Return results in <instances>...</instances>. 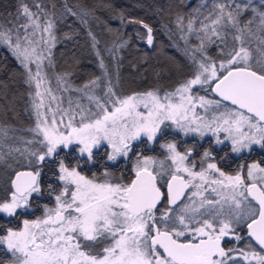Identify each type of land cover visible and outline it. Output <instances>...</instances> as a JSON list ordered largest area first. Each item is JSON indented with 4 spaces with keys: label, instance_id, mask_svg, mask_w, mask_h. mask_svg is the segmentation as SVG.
I'll return each instance as SVG.
<instances>
[{
    "label": "snow or ice",
    "instance_id": "obj_1",
    "mask_svg": "<svg viewBox=\"0 0 264 264\" xmlns=\"http://www.w3.org/2000/svg\"><path fill=\"white\" fill-rule=\"evenodd\" d=\"M151 7L173 17L191 65L163 93L118 94L117 55L132 37L106 49L117 67L113 85L91 29L102 74L77 86L73 73H54L51 87L48 70L55 69L60 42L55 30L69 17L87 27L90 20L102 22L98 11H108L120 23L118 33L134 26L135 39L156 52L153 26L111 0L71 6L16 0L7 23L0 21V46L23 69L25 111L33 119L23 130L28 137L10 135L20 130L0 124V166L14 174L0 194L5 264H264V166L253 162L246 175L243 165L226 174L217 161L226 141L237 155L257 149L264 155V0H213L210 8L204 3L190 12L191 0ZM76 34L65 32L63 39ZM193 35L198 44L190 47ZM176 68L182 70L179 62ZM2 87L7 101L8 86ZM64 93L78 95H69L65 106ZM7 104L0 109L14 112L13 102ZM170 130L193 138L183 148L187 142L176 139L160 144L170 164L137 151ZM8 140L19 146L5 148ZM124 162L134 174L129 182L114 176Z\"/></svg>",
    "mask_w": 264,
    "mask_h": 264
},
{
    "label": "trees",
    "instance_id": "obj_2",
    "mask_svg": "<svg viewBox=\"0 0 264 264\" xmlns=\"http://www.w3.org/2000/svg\"><path fill=\"white\" fill-rule=\"evenodd\" d=\"M28 2L31 4V0H28ZM56 2L59 5L63 0H56ZM67 2L70 6L84 3L92 5L96 0H67ZM168 2L178 4L180 0H111V3L118 8L130 9L129 15L142 17L153 26L156 52L149 49L145 43L135 39L134 26L129 25L124 30L123 35L118 33L116 29L120 28V23L118 20L111 18L108 11H98L97 14L101 17L102 22L90 20L87 27L82 26L73 17H69L66 22L58 23L55 31L58 38H60V42L53 49L55 69L54 71L50 70L51 73L55 76L54 73L71 72L73 75L70 79L77 86L82 85L83 82L94 76L102 74L98 67L99 61L96 50L91 47V41L87 35L88 29H91L99 38L98 50L108 66L113 85H117V67L106 49L113 47L114 42L120 43L121 40L128 39L129 36L132 37L130 40L131 46L120 49L117 55L119 82L118 86L115 87V91L118 94L129 95L133 92H143L153 88H160L161 93H163V91L174 89L178 81L189 74L191 65L183 54L185 41L180 38V33L172 24L173 17L164 13L157 15L154 8L151 7L154 4ZM256 2L258 3L259 0H256ZM15 3L16 0H0V14H2L0 15V21L7 23V20L10 19L7 13L15 12ZM204 3L208 4L210 8L213 0H191V7L185 9V11L190 12L193 7ZM135 4L148 7H133ZM109 27L112 31H108ZM70 31L78 34L74 35L71 40L63 39V34ZM118 36L120 39H117ZM196 44H198V41L195 36L189 37V46L194 47ZM161 51L167 55L160 54ZM210 52L215 54V49H210ZM145 53L148 54L147 59H145ZM73 54L75 59H72ZM176 62L180 63L182 70H177ZM134 64L136 65L135 68H133ZM157 72H160L159 76ZM23 81V69L20 68L7 47L0 46V91H3V84H7V101L13 102L15 108L14 112L7 111L6 113L5 109H0V124L11 125L13 128L20 130L15 134L10 132V135L28 137L30 133L23 130L33 124V119L29 112L25 111L29 103V88ZM7 101L0 98V104L5 105V108L8 106ZM9 141L11 143L5 142V148L13 144L19 146V141ZM12 173L11 170L9 173L3 174L0 168V194H2L5 181L9 180ZM44 179L47 180L48 176L45 175ZM3 258H6L5 253L0 251V264H2Z\"/></svg>",
    "mask_w": 264,
    "mask_h": 264
},
{
    "label": "flooded vegetation",
    "instance_id": "obj_3",
    "mask_svg": "<svg viewBox=\"0 0 264 264\" xmlns=\"http://www.w3.org/2000/svg\"><path fill=\"white\" fill-rule=\"evenodd\" d=\"M201 95H204L205 93L201 92ZM212 98L219 99L218 97H215L214 94H210ZM201 114L203 115V110H199ZM221 137H223V133L220 134ZM173 139L179 140V141H186L187 144H182L181 148L190 145L192 142V137H185L180 133L172 132L171 130L168 132V134L162 138H158V142L152 144L151 146H148L147 144L141 145L140 148L137 149V151L143 152L145 155L153 156L157 160H165V163L170 164V161H167L165 150L160 147V144L165 143L167 141H171ZM210 139V137L208 138ZM205 147H207V143L204 144ZM224 150L220 151L219 148H217V161H218V167H220L223 171H225L226 174H235L237 170L240 169V166L243 165V172L246 175L247 172V165L251 164L253 162L261 163L262 166H264V155H261L259 149L256 151H253L251 153L245 151L240 155H237L235 153L231 152V145L229 142H225V145L220 146ZM202 151V150H201ZM220 157H226L225 159L221 160ZM197 164H199V160L197 159ZM103 170L101 169V172ZM114 176L118 179H121L123 182H129L131 178H133L134 174L132 173L131 163L130 162H124L121 163L120 166L116 169H113ZM44 179V177H43ZM45 180V179H44ZM207 195H214L211 193H206ZM255 202L253 201V204ZM42 214V209H37L36 214L40 215ZM32 218L34 217H27ZM3 221L0 220V224H2ZM13 225L20 224V221H13ZM245 233L247 229H244Z\"/></svg>",
    "mask_w": 264,
    "mask_h": 264
},
{
    "label": "rangeland",
    "instance_id": "obj_4",
    "mask_svg": "<svg viewBox=\"0 0 264 264\" xmlns=\"http://www.w3.org/2000/svg\"><path fill=\"white\" fill-rule=\"evenodd\" d=\"M48 74L51 77V87L55 89L56 88L55 76H53V74L51 73L50 70H48ZM32 91H34V88L32 89ZM63 95L65 96V106H67V97L70 95V96H72L75 99L78 94H76V93H64ZM82 102L87 104L86 100H83ZM8 142H10V141L8 140ZM15 166H18V165L13 164V167H15ZM0 168H1L2 172H3V174L9 173L12 170V169L6 168L5 166H0ZM5 261H6V258H3L1 263L5 264Z\"/></svg>",
    "mask_w": 264,
    "mask_h": 264
},
{
    "label": "water",
    "instance_id": "obj_5",
    "mask_svg": "<svg viewBox=\"0 0 264 264\" xmlns=\"http://www.w3.org/2000/svg\"><path fill=\"white\" fill-rule=\"evenodd\" d=\"M14 174L12 173L11 176H13ZM9 187H10V183H9ZM254 243V242H253Z\"/></svg>",
    "mask_w": 264,
    "mask_h": 264
}]
</instances>
